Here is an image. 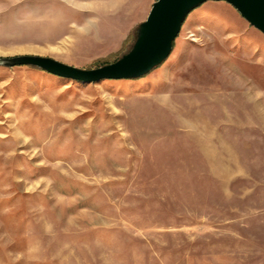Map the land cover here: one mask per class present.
I'll list each match as a JSON object with an SVG mask.
<instances>
[{"label":"rangeland","instance_id":"1","mask_svg":"<svg viewBox=\"0 0 264 264\" xmlns=\"http://www.w3.org/2000/svg\"><path fill=\"white\" fill-rule=\"evenodd\" d=\"M155 1L0 0V58L113 63ZM0 264H264V35L209 1L138 79L0 66Z\"/></svg>","mask_w":264,"mask_h":264},{"label":"water","instance_id":"2","mask_svg":"<svg viewBox=\"0 0 264 264\" xmlns=\"http://www.w3.org/2000/svg\"><path fill=\"white\" fill-rule=\"evenodd\" d=\"M209 1L227 3L264 35V0H156L145 21L138 26L132 48L113 63L84 70L49 57L20 55L0 58V66L34 67L50 75L82 84L138 79L168 58L186 17Z\"/></svg>","mask_w":264,"mask_h":264},{"label":"crops","instance_id":"3","mask_svg":"<svg viewBox=\"0 0 264 264\" xmlns=\"http://www.w3.org/2000/svg\"><path fill=\"white\" fill-rule=\"evenodd\" d=\"M172 67H173V65H171V63H165V65L163 67H161L159 70L160 71H171Z\"/></svg>","mask_w":264,"mask_h":264}]
</instances>
